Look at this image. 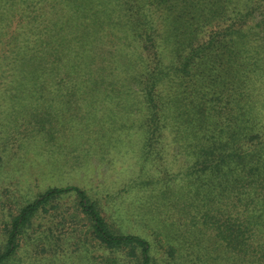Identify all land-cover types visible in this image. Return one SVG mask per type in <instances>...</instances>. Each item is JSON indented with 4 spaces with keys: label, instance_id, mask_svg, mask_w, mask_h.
I'll return each mask as SVG.
<instances>
[{
    "label": "trees",
    "instance_id": "16d2710c",
    "mask_svg": "<svg viewBox=\"0 0 264 264\" xmlns=\"http://www.w3.org/2000/svg\"><path fill=\"white\" fill-rule=\"evenodd\" d=\"M126 49L132 51L131 69L117 61ZM230 61L237 75L226 81L230 76L219 72ZM108 70H117L114 80L122 78L125 87L136 85L143 151L166 129L178 135L185 127L188 136L201 137L185 174L189 184L204 185L217 201L232 200L240 208L234 215L240 227L261 233L264 0H0V166L3 144L19 133L8 129L12 122L38 135L49 132L54 119L42 109L53 105L51 99L60 96L68 105L79 93L102 88ZM178 100H185L188 127L181 120L185 113L176 109ZM72 192L99 246L127 247L122 264L129 256L134 264H152L148 239L114 226L98 201L75 184L50 186L19 208L8 224L0 264H25L20 240L41 237L34 218ZM258 212L263 220L253 222ZM104 261L119 260L108 254Z\"/></svg>",
    "mask_w": 264,
    "mask_h": 264
},
{
    "label": "rangeland",
    "instance_id": "374dc122",
    "mask_svg": "<svg viewBox=\"0 0 264 264\" xmlns=\"http://www.w3.org/2000/svg\"><path fill=\"white\" fill-rule=\"evenodd\" d=\"M131 52L126 49L117 59L129 69ZM121 69V77L127 75L125 66ZM115 74L117 70H108L104 89L79 93L68 105L60 96L51 99L53 105L42 109L54 119L47 133L38 135L15 122L8 126L19 133L5 141L1 151L0 251L11 218L26 201L50 186L75 184L98 201L114 226L148 239L152 264H264V226L258 234L253 233L256 227H240L234 216L240 208L233 207L232 200L217 201L204 185L189 184L185 174L202 138L188 136L185 127L178 135L166 129L149 152L143 151V111L136 85L125 87L122 78L114 80ZM219 74L229 75L226 81L234 79L235 65L230 61ZM184 104L178 100L176 109L185 113L181 120L188 127ZM77 199L73 192L62 195L34 218L41 237L20 240L25 264H108V254L122 264L128 248L109 251L99 246L88 231L89 220L77 209ZM262 218L258 212L251 220ZM86 246L92 247L90 253ZM129 258L128 264H134Z\"/></svg>",
    "mask_w": 264,
    "mask_h": 264
}]
</instances>
